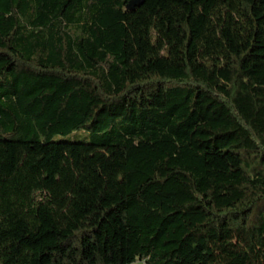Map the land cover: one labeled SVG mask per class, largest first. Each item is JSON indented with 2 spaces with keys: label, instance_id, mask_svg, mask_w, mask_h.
<instances>
[{
  "label": "trees",
  "instance_id": "1",
  "mask_svg": "<svg viewBox=\"0 0 264 264\" xmlns=\"http://www.w3.org/2000/svg\"><path fill=\"white\" fill-rule=\"evenodd\" d=\"M129 1L0 0V264H264V0Z\"/></svg>",
  "mask_w": 264,
  "mask_h": 264
},
{
  "label": "rangeland",
  "instance_id": "2",
  "mask_svg": "<svg viewBox=\"0 0 264 264\" xmlns=\"http://www.w3.org/2000/svg\"><path fill=\"white\" fill-rule=\"evenodd\" d=\"M53 140H67L77 142H90V136L87 130L80 129L72 134L67 135H54ZM128 263L129 264H148L152 260V256L141 251L138 247V234L139 230L136 228L128 229Z\"/></svg>",
  "mask_w": 264,
  "mask_h": 264
},
{
  "label": "water",
  "instance_id": "3",
  "mask_svg": "<svg viewBox=\"0 0 264 264\" xmlns=\"http://www.w3.org/2000/svg\"><path fill=\"white\" fill-rule=\"evenodd\" d=\"M142 3V0H130L127 4V8L128 9H132L134 8L135 6H139L140 4Z\"/></svg>",
  "mask_w": 264,
  "mask_h": 264
}]
</instances>
